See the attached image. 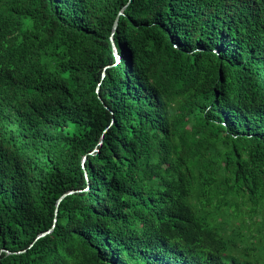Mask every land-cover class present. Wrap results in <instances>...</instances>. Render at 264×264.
<instances>
[{"label": "trees", "instance_id": "16d2710c", "mask_svg": "<svg viewBox=\"0 0 264 264\" xmlns=\"http://www.w3.org/2000/svg\"><path fill=\"white\" fill-rule=\"evenodd\" d=\"M0 264H264V0H0Z\"/></svg>", "mask_w": 264, "mask_h": 264}, {"label": "water", "instance_id": "95a60500", "mask_svg": "<svg viewBox=\"0 0 264 264\" xmlns=\"http://www.w3.org/2000/svg\"><path fill=\"white\" fill-rule=\"evenodd\" d=\"M121 15H124L123 12H121V13L119 14V16H121ZM119 16L116 18L115 23H114V25H113V32H112V35H115V33L117 32V29H118V26H119ZM112 41H113V39H112ZM113 46H114L115 55L119 58L120 56L118 55L117 49H116V47H115L114 44H113ZM102 143H103V142H101V144H102ZM101 144H100V145H101ZM85 161H86V158H84L83 163H85ZM74 193H75V191H69L68 193L64 194V195L58 200V202H57V207H59L60 203H61V202L67 197V196L72 195V194H74ZM51 232H52V230H50V231H48V232H45V233H42L41 235L38 236V239H40V238H42V237H45V236L51 234ZM8 253H9V252H8Z\"/></svg>", "mask_w": 264, "mask_h": 264}, {"label": "clouds", "instance_id": "9594fccd", "mask_svg": "<svg viewBox=\"0 0 264 264\" xmlns=\"http://www.w3.org/2000/svg\"><path fill=\"white\" fill-rule=\"evenodd\" d=\"M119 55V54H118ZM120 56V55H119ZM115 57H116V61H117V64H119L120 63V57L118 58L116 55H115Z\"/></svg>", "mask_w": 264, "mask_h": 264}]
</instances>
